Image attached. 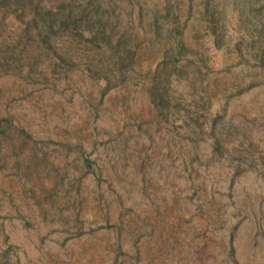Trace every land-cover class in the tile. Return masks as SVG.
I'll return each mask as SVG.
<instances>
[{
	"label": "rangeland",
	"instance_id": "obj_1",
	"mask_svg": "<svg viewBox=\"0 0 264 264\" xmlns=\"http://www.w3.org/2000/svg\"><path fill=\"white\" fill-rule=\"evenodd\" d=\"M0 264H264V0H0Z\"/></svg>",
	"mask_w": 264,
	"mask_h": 264
}]
</instances>
